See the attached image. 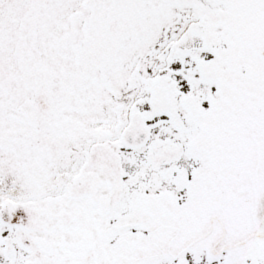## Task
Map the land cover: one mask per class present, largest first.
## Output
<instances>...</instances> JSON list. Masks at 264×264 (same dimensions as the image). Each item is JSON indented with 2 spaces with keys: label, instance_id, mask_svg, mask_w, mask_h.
Segmentation results:
<instances>
[{
  "label": "snow or ice",
  "instance_id": "snow-or-ice-1",
  "mask_svg": "<svg viewBox=\"0 0 264 264\" xmlns=\"http://www.w3.org/2000/svg\"><path fill=\"white\" fill-rule=\"evenodd\" d=\"M0 264H264V0H0Z\"/></svg>",
  "mask_w": 264,
  "mask_h": 264
}]
</instances>
